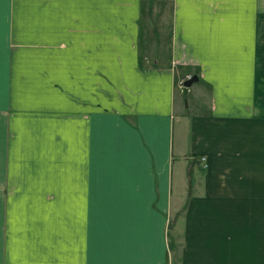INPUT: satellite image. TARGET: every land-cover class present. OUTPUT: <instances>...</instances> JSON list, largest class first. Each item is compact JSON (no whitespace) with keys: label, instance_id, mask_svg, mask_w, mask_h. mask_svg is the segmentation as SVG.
<instances>
[{"label":"crops","instance_id":"obj_1","mask_svg":"<svg viewBox=\"0 0 264 264\" xmlns=\"http://www.w3.org/2000/svg\"><path fill=\"white\" fill-rule=\"evenodd\" d=\"M160 2L0 0V264H264V0Z\"/></svg>","mask_w":264,"mask_h":264},{"label":"rangeland","instance_id":"obj_2","mask_svg":"<svg viewBox=\"0 0 264 264\" xmlns=\"http://www.w3.org/2000/svg\"><path fill=\"white\" fill-rule=\"evenodd\" d=\"M160 5L162 6V8L166 9L170 5V0H161ZM156 22H159V21L157 20V21L151 22L150 25L153 26V27H157L156 26V24H157ZM164 28H165V30H164L165 31L164 32L165 35L158 37L159 42L161 41V43H162V46L159 47L160 50L159 51H155V52H147V51L143 52L142 51V52L139 53V59L141 60L142 66H144L143 63H146V65L148 67L149 66L148 62L151 65L153 63V60H156V59L159 60L160 64L168 63L170 66H172V63H171L172 54L170 52V35H169V29H168L169 25L165 24ZM154 63L152 64V66H154L156 68H158V66H160V65H157V64H154ZM177 69H179V71H180L179 74L180 75L178 74L177 77H176V83H175L176 88L179 89V90L184 89L186 96H188V99L189 98L193 99V97L191 95V92H186L187 91L185 89L186 87L184 88V86L182 85V82L185 80V79L183 80V76L182 75L185 72H186V75L189 76V77L191 75H193V74H198V68L192 67V66L190 68L189 67L188 68H186V67L179 68L178 65H177ZM179 78H180V80H179ZM199 80H200V78H199ZM199 80L197 82H199ZM197 82L194 83L195 84L194 87L197 85Z\"/></svg>","mask_w":264,"mask_h":264},{"label":"water","instance_id":"obj_3","mask_svg":"<svg viewBox=\"0 0 264 264\" xmlns=\"http://www.w3.org/2000/svg\"><path fill=\"white\" fill-rule=\"evenodd\" d=\"M198 80H199L198 75L197 74H193L190 77L186 78L183 81L182 85L187 88V87H190L193 83L197 82Z\"/></svg>","mask_w":264,"mask_h":264},{"label":"built area","instance_id":"obj_4","mask_svg":"<svg viewBox=\"0 0 264 264\" xmlns=\"http://www.w3.org/2000/svg\"><path fill=\"white\" fill-rule=\"evenodd\" d=\"M201 160H202V161H204V160H205V157H204V156H202V157H201Z\"/></svg>","mask_w":264,"mask_h":264}]
</instances>
